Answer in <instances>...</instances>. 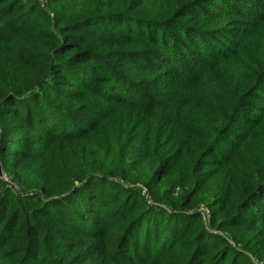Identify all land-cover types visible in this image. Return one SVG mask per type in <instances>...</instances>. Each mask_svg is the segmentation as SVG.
Here are the masks:
<instances>
[{"label":"trees","instance_id":"obj_1","mask_svg":"<svg viewBox=\"0 0 264 264\" xmlns=\"http://www.w3.org/2000/svg\"><path fill=\"white\" fill-rule=\"evenodd\" d=\"M45 3L48 13L26 0H0V15L11 17L0 44L36 29L45 50L42 61L28 60L22 75L0 80V163L9 170L30 164L42 176V162L59 163L61 153L70 176L52 182L44 196L0 192V216L7 206L13 209L6 230L0 228V264L18 254L12 264H34L40 254L39 263L46 264L49 250L51 264H83L82 252L103 264H254L243 250L264 261L263 252L217 233L264 220L263 168L243 165L246 173L228 158L255 139L261 151L251 161H264V0ZM172 70L188 82L185 87L170 79ZM178 97L189 114L217 115L215 142L194 126L199 119L187 138L177 136L178 111L168 115V107ZM135 148L149 161V182L172 174L181 160L187 185L198 183L209 165L232 168L237 193L224 194L226 202L214 211L216 232L203 224L202 214L186 211L184 201L172 212L154 205L149 182L147 196L127 189L117 182L124 181L121 169L95 157L110 149L112 158L125 160ZM51 165L60 176L55 169L62 162ZM106 182L126 193L104 190ZM55 223L74 236L66 246L79 249L66 262V251L51 247L60 234ZM15 240L18 245L7 248Z\"/></svg>","mask_w":264,"mask_h":264},{"label":"rangeland","instance_id":"obj_2","mask_svg":"<svg viewBox=\"0 0 264 264\" xmlns=\"http://www.w3.org/2000/svg\"><path fill=\"white\" fill-rule=\"evenodd\" d=\"M25 1V0H24ZM31 4L39 5L42 9L49 12L48 8L46 7L45 0H26ZM4 15H0V33H4L7 31L8 24L11 21V17H3ZM39 25H45L46 20H38ZM22 26V25H20ZM36 30V29H35ZM35 30H30L24 37L17 38L15 35H12L11 40L14 42H9L8 44H0V80H7L11 81L14 77L22 75L24 72L28 70L30 58L34 60H43L41 59L42 54H44V47L42 41L39 39V36L36 35ZM54 34V33H53ZM57 36V35H56ZM170 73V79L174 80V82L182 84L181 79H184L182 75L175 74L174 71H168ZM169 81V77H168ZM180 81V82H178ZM188 83V82H187ZM183 83L182 86L185 87ZM188 87V86H187ZM176 90L175 87L168 89V95L172 96V93ZM178 97L172 104L168 107V115L172 110L178 111L176 117V122L179 124V127L176 131L178 137L187 138L186 131H188L192 127L195 120L199 119L197 124L194 126L199 127L203 136L207 137L210 142H215L218 138L219 133L217 131H213L215 127H219L217 125V115L213 114L212 112L209 113H194L189 114L186 112L184 101ZM180 104L177 106L176 102ZM171 102V98H168V103ZM180 111V112H179ZM1 125V122H0ZM208 130H210L208 132ZM212 130V131H211ZM222 145L218 146V150L222 156ZM244 151L240 152L237 156L231 154L229 158V162L232 163L236 169H241L245 171L246 169L243 168L244 166H254L256 168H263L264 170V161L260 157L259 163L254 165L251 161L257 153L261 151V144H259L255 139H252L249 143L246 144L244 147ZM114 151V150H113ZM110 149H102L99 150L95 157L99 160H102L107 166L116 167L121 169V173L124 174V181L122 179L117 180L123 186L131 188H138L142 189L144 193L146 192V183L149 182V168H148V159L142 155L140 152H137V148L133 151L128 153L125 157V160L112 158L110 154ZM118 150L116 151V153ZM115 153V154H116ZM230 154L229 151L226 153V156ZM217 155V154H216ZM59 158V163L57 161H53L54 158H46L42 162V166L45 168V173L42 174L39 172V176L35 175V169L30 164H20L17 166H13L10 170L4 168L0 163V175L4 172L8 179L11 181V184L17 186V191L13 192L10 190L3 182L0 180V192H3L5 189H8V192L15 197H18L22 194L27 192H37L44 196V193L47 190H50V187L53 185L52 182H58L65 178H68L69 175V164L66 159L62 157V154H57ZM53 161V162H52ZM60 169L58 170L60 176L53 175L52 172L49 170H53L52 165L55 167L60 164ZM185 160H181L178 163V167L175 171L168 175L165 178L160 179V177L154 178L153 181L149 182L151 192L153 193V198L155 201L153 204L160 206L162 209L172 212L173 209L176 208V205H179L181 202L184 201L185 205L184 208L186 211L188 209H193L203 215L202 222L203 224L211 229L212 231L214 226L217 227L215 224V213L214 211H220L221 202H226V196H233L237 193V185L235 181H233L232 175V168L227 166L226 164L221 166H210V171L200 178L196 180L198 183L187 185L185 181L188 179V175L185 171ZM247 173V170L245 171ZM41 176V177H40ZM71 179V182H74V178ZM126 180H129L126 182ZM185 184V185H184ZM95 185V184H93ZM104 190H108L110 186L114 187L115 190L119 189L115 184H110V182H106L104 185ZM123 193H126L124 189L120 188ZM226 194V196H224ZM146 195V193H145ZM147 196V195H146ZM14 197V198H15ZM116 195L108 198V201H113ZM152 199V194H151ZM6 215L0 216V221L3 220L5 224L4 228L6 230V225L9 222V216L12 212V205H9L5 208ZM188 213V212H186ZM1 214V213H0ZM49 215L52 216V211H49ZM66 221H71L72 218L69 216L64 217ZM15 222V219H14ZM13 222V224H14ZM19 223H16V225ZM15 225V226H16ZM13 226V225H12ZM54 227L59 229L60 234H57L54 237V244L51 245L52 248L58 249L57 254L59 252L66 251V254L61 258L62 262H66V258H71L77 254L79 250L78 247L72 248L66 246L67 242H72L74 236L70 233H66V229L64 227H59L55 223ZM216 232V230H215ZM221 236H223L228 242L232 244L234 237L236 240L240 242L241 246H247L249 249L251 248L253 251L257 250V252H263L264 254V220L257 221L252 226H236L234 228H226L222 229L221 231L217 232ZM236 244V243H235ZM18 245V240L11 242L8 244L9 249H13ZM90 245L86 244L84 247H89ZM5 248V250H8ZM244 253H247L249 258H251L254 264H264V261L260 262L259 260L254 259L250 252L243 250ZM79 253V252H78ZM49 254V258L46 260V264H51L50 260L55 258L54 252L51 250L47 251ZM78 259L83 262V264H103L101 260L93 257L91 252H82L77 254ZM21 258L20 254L13 256L12 258L6 259L3 261L4 264H12L15 261H18ZM41 258V254L38 255V259ZM38 259L34 264H41L39 263ZM43 262V260H41Z\"/></svg>","mask_w":264,"mask_h":264},{"label":"built area","instance_id":"obj_3","mask_svg":"<svg viewBox=\"0 0 264 264\" xmlns=\"http://www.w3.org/2000/svg\"><path fill=\"white\" fill-rule=\"evenodd\" d=\"M0 180L1 182L5 184V186H7L13 192L17 191L18 189L17 186H14L13 184H11V181L8 179L7 175L4 172L1 173ZM142 194L145 195L144 191H142Z\"/></svg>","mask_w":264,"mask_h":264}]
</instances>
